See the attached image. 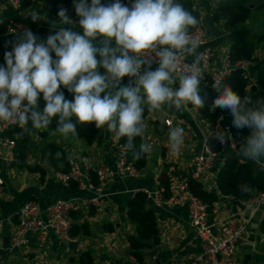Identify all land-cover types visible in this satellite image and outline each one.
Returning a JSON list of instances; mask_svg holds the SVG:
<instances>
[{
    "label": "clouds",
    "instance_id": "1",
    "mask_svg": "<svg viewBox=\"0 0 264 264\" xmlns=\"http://www.w3.org/2000/svg\"><path fill=\"white\" fill-rule=\"evenodd\" d=\"M75 11L83 34L68 27L73 22L63 8L54 25L57 30L46 43L38 42L31 30L17 34L12 51L5 53L6 67L0 65V123L22 129L31 123L34 129H46L58 117L54 131L65 137L76 133L77 124H94L126 137L122 148L134 159H143L151 145L137 146L134 140L146 134V111H159L166 104L177 110L188 104L204 106L200 82L205 54L198 52L199 43L190 32L199 20L178 0H135L131 8L121 0L107 5L102 0H91L90 5L79 0ZM98 37L103 38L102 47L94 46ZM189 56L192 62L184 63ZM154 61L159 66L151 70ZM100 67L105 69L103 75ZM124 77L130 78L127 86H121ZM177 82L178 87H173ZM61 86L73 94V100L65 98ZM213 88L220 94L210 110H228L237 129L251 130L239 155L264 163V99L249 108L250 95L241 98L220 79L214 80ZM41 93L46 102L43 110L38 103ZM184 134L181 126L169 129L172 152L180 151ZM216 138L222 144L231 140L219 128ZM248 190L241 185V191Z\"/></svg>",
    "mask_w": 264,
    "mask_h": 264
},
{
    "label": "crops",
    "instance_id": "2",
    "mask_svg": "<svg viewBox=\"0 0 264 264\" xmlns=\"http://www.w3.org/2000/svg\"><path fill=\"white\" fill-rule=\"evenodd\" d=\"M222 1L227 0H212V7L208 10L198 0H194L195 6L201 11L200 24L207 33V45L213 52L214 69H220L226 65L231 46L227 36L228 31L224 28L223 22H216L213 19L215 8ZM78 2L79 0H71L66 3L67 15L73 22V25L68 27L83 34L82 29L78 27L80 17L75 11V3ZM87 2L89 5L91 4L90 0ZM250 5L256 7L255 4ZM35 6L36 4L31 6L25 14L30 12L39 15L41 19H33V24H27L38 38V42L46 43L47 37L56 32L57 29L54 25L59 22V17L50 15L44 3L39 5L43 10L42 13L37 11ZM4 8V0H0V12ZM256 9L258 8H255L250 15L253 14L255 20L258 19V15L254 13ZM242 27L248 28L249 23H243ZM255 38L258 39L255 49L256 60L249 66L247 74L250 84H255L259 71L264 66V33L256 34ZM201 51L202 48L199 47L198 52ZM187 58L193 60L191 56ZM98 71L103 75L99 68ZM173 87H178V82ZM60 91L64 93L65 98L71 96L72 100L74 99L73 94L63 86ZM38 103L40 109L46 104L42 93ZM166 117L171 118V126L164 123ZM153 120H159L162 123L164 133L159 135L154 132V127L150 123ZM145 122L147 126L143 139L145 143L151 145V151L147 154L145 167L140 169V174L137 177H124L117 172L115 145L118 143V136L115 133L112 135L110 133L109 139H106V128L89 146H85L82 139L69 136V134L65 137L55 133L56 136H53L54 142L61 143L66 148L69 158L71 156L86 157L93 169L105 166L114 171V175L103 186L104 191L99 198L100 204L91 207L93 213H90L91 208L79 211L81 213L79 222L86 218L92 226V231L90 235H78L73 238L72 241L76 242L75 246H70V240L59 236L51 228H48L43 233L29 234L28 242L23 248L13 251L9 249L18 222L17 214L24 202L28 200L38 202L41 218L46 219L48 207L55 200L71 197L90 198L95 193L81 190L74 182L67 184L60 181L55 175L57 170L35 148H33L34 153L28 156V161L29 163H40L46 170L43 176L39 172L12 167L13 147L0 145V174L5 180L4 187L0 191V264H80L78 258L85 251L91 252L92 264H105L106 262L125 264L135 260L128 252V236L136 231V226L128 218V203L135 195L134 191L153 190L160 184L163 174L167 175L170 180L175 176L190 175L189 166L192 157L201 150L208 131V125L201 114V109L191 104L178 110L166 104L159 111L148 112ZM176 126L183 127L185 134L180 151L174 153L170 150L168 132L170 128ZM26 129L32 131L31 143L38 144L40 141L38 132L43 129H34L31 123L23 128V130ZM231 152L229 149L222 151L214 168L204 175L201 182L207 189L216 188L220 161L230 156ZM147 204L155 213V220L160 231V241L158 245L145 250L146 257L143 264H173L179 260L191 259L201 253L202 241L190 224L189 210L186 204L165 203L156 206L150 200L147 201ZM231 218L247 226V239L251 231L256 232L257 248L253 254L249 256L245 254L242 245L237 251L243 264H264V231L261 227L264 219V202L254 205L248 200L219 193V199L215 203L214 209L209 213V221L213 226L219 227L221 222ZM106 224L114 225V231H108L105 228ZM154 248H157L158 251L153 257L148 256L147 251Z\"/></svg>",
    "mask_w": 264,
    "mask_h": 264
},
{
    "label": "trees",
    "instance_id": "3",
    "mask_svg": "<svg viewBox=\"0 0 264 264\" xmlns=\"http://www.w3.org/2000/svg\"><path fill=\"white\" fill-rule=\"evenodd\" d=\"M71 0H23L21 8H14L11 6L5 7L0 12V65L5 66V53L12 51L13 44L15 43L16 36H4V32L7 30L8 25L12 21H21L29 24H33L34 20L26 18L25 12L29 10L31 6L36 4L35 9L42 13V8L39 7L40 3H44L48 9V13L54 17H59L58 12L62 8V5ZM91 1V0H90ZM201 5L206 9L212 7V0H198ZM183 4L185 8L192 11L197 16L199 23L201 19V11L195 6L194 0H178ZM102 4L107 5L106 0H102ZM250 4H255V8L262 7L264 1L260 0H227L222 1L213 13V19L216 22H223L224 28L228 31V39L231 43L229 60L232 64H235L240 60L255 61V49L258 39L251 35V32L246 27H242L253 10ZM192 30V29H190ZM102 37H98L96 41H93L94 46L102 47ZM112 46L115 47L113 41ZM53 59H56L55 53H51ZM99 61L101 57L97 55ZM103 74L105 69L99 68ZM129 77H124L121 81V86H127L129 83ZM259 86L256 84H250L249 78L244 74V71L240 67H235L232 74L227 77L223 82V85L231 86L232 90L243 98L246 95L251 96L252 103L247 105L249 108H255L257 101L264 99V66L258 74ZM200 95L204 100V106L201 107V114L204 120L213 125L216 123L219 113L222 111L219 107L215 111H211V105L215 98L220 94L211 84H201ZM250 89V91H246ZM260 89V90H259ZM103 97V93L101 94ZM67 100H72L69 96ZM45 107L42 106L41 110ZM148 112H145V116ZM234 119V118H233ZM233 119L230 121L232 128L233 138L236 141V151L234 155L227 156L224 159L223 165L220 167L216 178V188L207 189L205 185L198 179L192 178L190 175H186L187 182L190 190L198 196L208 206V211L211 212L214 209L215 203L219 199V193L223 195H229L237 197L241 200H249L258 193L264 192V169L260 166L264 163H258L251 160H247L239 155V148L246 141V138L250 135L251 130L248 128L237 129L233 124ZM57 118H53L52 124L43 130L38 132L40 143L33 145L32 131L30 129L23 130L18 125H15L10 132V135L15 138V146L13 147L14 160L12 161V167L16 169H27L31 172H39L42 176L46 170L40 163H29L28 156L33 152V148L39 151L43 158H46L49 164L57 171H69V156L66 148L61 144L54 141H48V138L57 126ZM75 122V121H73ZM154 127L156 134L164 133V126L159 120H153L150 122ZM103 133V129H97L94 124L80 125L77 124L76 133H69L76 138L82 139L88 145L94 143V141ZM42 142V143H41ZM141 142H145L143 138L137 137L134 143L138 146ZM119 144H126V137H118ZM211 147L220 152V145L215 140H209ZM60 152L61 156L56 157V153ZM127 159L138 170L143 169L147 163V154L145 158L136 160L133 158L130 151L127 150ZM91 175L96 184L99 183L96 173L92 170ZM170 179L167 175L161 177V185L169 186ZM241 185H247L248 191H241ZM167 196V193H166ZM147 194L143 191H138L129 200L128 203V218L136 226L134 234L128 236L129 242V254L135 259L138 264H143L145 261V250L159 244L160 231L155 220V213L147 204ZM90 213H93L91 208ZM74 224L70 231V236L75 238L78 235H90L92 226L89 221L84 218L82 222H79L81 213L79 211L73 213ZM262 230L264 231V219L262 222ZM105 228L112 232L115 227L112 224H106ZM264 249V245H263ZM80 264H92V254L90 251L82 252L78 258Z\"/></svg>",
    "mask_w": 264,
    "mask_h": 264
},
{
    "label": "built area",
    "instance_id": "4",
    "mask_svg": "<svg viewBox=\"0 0 264 264\" xmlns=\"http://www.w3.org/2000/svg\"><path fill=\"white\" fill-rule=\"evenodd\" d=\"M108 4L114 3V0H106ZM135 0H121V3L131 8ZM23 0H4L5 7L11 6L21 8ZM62 8L68 12L67 4H63ZM25 30H30L29 24L21 21H12L4 36L22 35ZM193 37L198 41L202 53L205 54L204 59V75L201 84H211L213 86L215 79L222 82L232 74L235 67H240L247 76L248 68L251 61L240 60L232 64L230 60L220 69L213 68V52L207 45V33L205 28L199 23L198 26L190 30ZM229 59V58H228ZM184 63H191L192 60L187 57ZM158 63H152L151 70H155ZM248 77V76H247ZM233 116L230 111L223 110L219 113V117L215 124L208 125V131L201 150L194 154L190 162V176L192 178L203 180L204 175L210 171L217 163L219 155L224 150L236 151V141L233 138L230 121ZM164 123L167 126L172 125L171 118L166 117ZM15 124L0 123V145L4 147H14L15 139L10 135ZM222 129L231 136L228 143L222 144L216 138L217 129ZM209 140H215L221 148L220 152L215 151ZM124 144L117 143L115 145L117 155V172L124 177H137L140 170L127 159V149L122 148ZM224 160L220 161V167ZM69 171H56L55 175L64 183L74 182L81 190L93 191V197H71L55 200L48 207V216L46 219L41 218L40 205L34 200H28L20 207L17 217L18 222L9 245L11 251L23 248L28 242V235L31 233H43L51 228L59 236L70 241V231L74 224L73 213L83 209H89L100 204L99 198L102 196L103 186L114 175V171L109 167H98L93 169L88 158L71 156L69 158ZM94 171L98 177L99 183L96 184L91 175ZM5 180L0 174V191L4 187ZM135 193L137 191H134ZM148 200L152 201L156 206L165 203L171 205L186 204L189 210L190 224L196 234L202 241V251L191 259H183L173 264H243L238 257L237 251L241 245L247 240V226L238 222L236 219H227L221 222L219 227H215L209 221L208 206L198 196H196L189 188V184L185 176H175L169 186L157 185L153 190L146 191ZM167 193V196H166ZM249 203L258 205L264 202V192L258 193L248 200ZM105 264H111L106 262ZM125 264H138L135 260L128 261Z\"/></svg>",
    "mask_w": 264,
    "mask_h": 264
},
{
    "label": "water",
    "instance_id": "5",
    "mask_svg": "<svg viewBox=\"0 0 264 264\" xmlns=\"http://www.w3.org/2000/svg\"><path fill=\"white\" fill-rule=\"evenodd\" d=\"M216 4H217V2H216ZM251 7H253V5H251ZM33 13H26L24 16L26 17V18H30V19H34V20H40L41 19V17L39 16V15H36L35 16V18H33ZM255 84L256 85H258L259 86V81L257 80L256 82H255ZM260 90V89H259ZM143 98V97H142ZM109 136H110V133L107 131V129H105V137H106V139H109ZM235 154V152H231V155H234ZM260 168L261 169H264V165H261L260 166ZM96 227V226H95ZM69 245L70 246H75L76 245V242L74 241H71L70 243H69ZM243 246V249H244V252H245V254H247L248 256L251 254H253V251L254 250H256V248H257V238H256V232H252L251 231V233L249 234V236H248V239H247V241L242 245ZM158 251V249L157 248H154V249H152V250H149V251H147V255L148 256H150V257H153L154 255H155V253Z\"/></svg>",
    "mask_w": 264,
    "mask_h": 264
},
{
    "label": "rangeland",
    "instance_id": "6",
    "mask_svg": "<svg viewBox=\"0 0 264 264\" xmlns=\"http://www.w3.org/2000/svg\"><path fill=\"white\" fill-rule=\"evenodd\" d=\"M212 3V2H211ZM215 5H216V3H215ZM217 7V6H216ZM213 8H214V6H213ZM215 10H216V8H215ZM255 13V15H258V19H254L253 18V14H252V16H250V18L246 21V22H248L249 23V31L251 32V35L253 36V37H255L256 36V34L257 35H260L261 33H264V7H260V8H258V9H256V12H254ZM258 23V24H257ZM247 28V29H248ZM255 35H254V34ZM56 132H52L51 134H50V136H49V138H48V141H53L54 139H53V136H56V134H55ZM69 136H73V135H71V134H69ZM83 142V144L85 145V146H89L85 141H82ZM40 143V141L38 142V144ZM42 143V142H41ZM210 213V212H209Z\"/></svg>",
    "mask_w": 264,
    "mask_h": 264
}]
</instances>
